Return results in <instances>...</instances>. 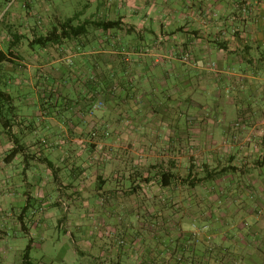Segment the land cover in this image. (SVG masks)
<instances>
[{"label": "crops", "instance_id": "crops-1", "mask_svg": "<svg viewBox=\"0 0 264 264\" xmlns=\"http://www.w3.org/2000/svg\"><path fill=\"white\" fill-rule=\"evenodd\" d=\"M7 3L0 264L41 247L55 227L75 226L68 235L80 249L87 240V223H77L71 205L94 179L108 188L107 173L87 170V126L132 129V144L181 145L196 121L198 143L215 146L212 155L225 146L218 159L231 161L235 174L248 170L254 191L264 192V0H0V11ZM73 18L85 31L60 39ZM96 22L119 26L105 31ZM242 237L246 245L233 240L227 264H264V235Z\"/></svg>", "mask_w": 264, "mask_h": 264}, {"label": "rangeland", "instance_id": "rangeland-1", "mask_svg": "<svg viewBox=\"0 0 264 264\" xmlns=\"http://www.w3.org/2000/svg\"><path fill=\"white\" fill-rule=\"evenodd\" d=\"M9 8L8 3L1 8L0 24ZM3 40L0 32V46ZM27 92L32 100V90ZM100 103L103 107L95 109ZM92 109L100 112L103 102ZM195 123L184 127L188 139L181 145L132 144V129L122 135L109 125L87 126L82 145L87 170L107 173L108 186L103 191L94 179L79 195L80 202L71 205L72 213L82 218L77 223H87V240L80 249L75 245L80 241L68 235L75 226L55 227L41 247L31 249V258L38 263L47 257L52 264H214L215 259L227 264L233 240L243 248L242 236L252 230L264 235V192L254 191L248 170L235 174L231 161L218 159L221 146L212 155L215 146L199 144L196 134L201 131ZM167 172L176 175L171 185L162 184ZM210 174L215 177L207 181ZM23 254L14 252L9 264H21Z\"/></svg>", "mask_w": 264, "mask_h": 264}, {"label": "trees", "instance_id": "trees-1", "mask_svg": "<svg viewBox=\"0 0 264 264\" xmlns=\"http://www.w3.org/2000/svg\"><path fill=\"white\" fill-rule=\"evenodd\" d=\"M72 22H73V20L71 19L67 23L62 25L63 30H62L61 35L59 36L60 39H62L65 36L78 37V36L83 34V32L85 31V27L84 26L73 27L71 25ZM95 25L99 29H103V30L107 31L109 29L117 28L119 26V23L118 22H96ZM42 41L43 40H41V39L38 40L39 43H43ZM4 100L7 101V98L3 92H0V103H4ZM214 177L215 176L213 174H210L209 176H207V181L212 180ZM175 178H176V175L174 173L167 172L163 175L162 184H164V185L170 184L171 185V184H173V181ZM192 185H193V183H192ZM22 264H37L31 258V245H29L24 252ZM117 264H122V263H117Z\"/></svg>", "mask_w": 264, "mask_h": 264}, {"label": "built area", "instance_id": "built-area-1", "mask_svg": "<svg viewBox=\"0 0 264 264\" xmlns=\"http://www.w3.org/2000/svg\"><path fill=\"white\" fill-rule=\"evenodd\" d=\"M190 56H191L190 53H185V54L182 55V58L181 59L183 60V62H189ZM102 107H103V105L100 103V104H98L95 107V109H101Z\"/></svg>", "mask_w": 264, "mask_h": 264}]
</instances>
